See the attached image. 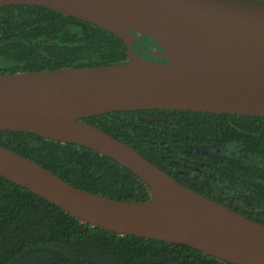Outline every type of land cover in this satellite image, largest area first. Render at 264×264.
Returning <instances> with one entry per match:
<instances>
[{
  "label": "water",
  "instance_id": "1",
  "mask_svg": "<svg viewBox=\"0 0 264 264\" xmlns=\"http://www.w3.org/2000/svg\"><path fill=\"white\" fill-rule=\"evenodd\" d=\"M39 6L113 34L120 65L0 76V132L85 147L141 179L151 198L116 201L82 191L0 145V177L80 222L121 236L185 245L231 264H264V225L174 180L85 119L141 110L264 117V1L0 0ZM152 39L163 61L134 43Z\"/></svg>",
  "mask_w": 264,
  "mask_h": 264
},
{
  "label": "trees",
  "instance_id": "2",
  "mask_svg": "<svg viewBox=\"0 0 264 264\" xmlns=\"http://www.w3.org/2000/svg\"><path fill=\"white\" fill-rule=\"evenodd\" d=\"M155 49L161 50L148 37L134 43L136 54L159 61ZM127 61L125 43L91 23L39 6L0 8V76ZM84 121L159 168L172 160L195 179L191 190L264 225V117L141 110ZM0 145L82 191L130 203L151 198L136 175L85 147L15 132H0ZM0 264L231 263L94 228L0 177Z\"/></svg>",
  "mask_w": 264,
  "mask_h": 264
},
{
  "label": "flooded vegetation",
  "instance_id": "3",
  "mask_svg": "<svg viewBox=\"0 0 264 264\" xmlns=\"http://www.w3.org/2000/svg\"><path fill=\"white\" fill-rule=\"evenodd\" d=\"M156 51H161V50H153L151 53L156 52ZM137 55H141L144 58V53L142 54H137ZM155 55V54H154ZM156 56V55H155ZM157 57V56H156ZM145 59V58H144ZM160 59V58H159ZM151 60V59H150ZM162 60V59H161ZM159 60V61H161ZM153 61H157V60H153ZM163 61V60H162ZM165 166L166 169H162L160 167V169L162 171H164L166 174H168L170 177H172L174 180H176L177 182L181 183L182 185L186 186L189 189L193 188V184H195V179H192L191 177L184 175V171L182 169H180L176 163H174L172 160H170V162L168 164H163ZM159 168V167H158Z\"/></svg>",
  "mask_w": 264,
  "mask_h": 264
}]
</instances>
